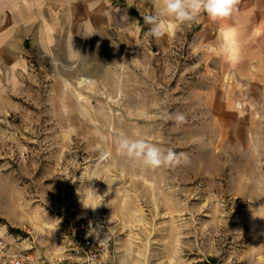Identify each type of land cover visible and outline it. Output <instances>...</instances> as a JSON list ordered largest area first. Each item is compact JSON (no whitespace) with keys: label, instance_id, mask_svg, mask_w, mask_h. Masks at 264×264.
Instances as JSON below:
<instances>
[{"label":"rangeland","instance_id":"obj_1","mask_svg":"<svg viewBox=\"0 0 264 264\" xmlns=\"http://www.w3.org/2000/svg\"><path fill=\"white\" fill-rule=\"evenodd\" d=\"M139 24L30 52L0 117V236L53 264L83 262L79 224L104 264H264V89L207 70L197 19L160 39ZM121 132L188 159L143 168Z\"/></svg>","mask_w":264,"mask_h":264},{"label":"crops","instance_id":"obj_2","mask_svg":"<svg viewBox=\"0 0 264 264\" xmlns=\"http://www.w3.org/2000/svg\"><path fill=\"white\" fill-rule=\"evenodd\" d=\"M151 13V0H0V117L18 107L13 94L31 51L51 52L56 44L68 50L71 40L103 37L110 28L114 40L135 41L139 19ZM197 20L192 47L205 57L207 70L264 89V0H239L224 20L206 14Z\"/></svg>","mask_w":264,"mask_h":264},{"label":"clouds","instance_id":"obj_3","mask_svg":"<svg viewBox=\"0 0 264 264\" xmlns=\"http://www.w3.org/2000/svg\"><path fill=\"white\" fill-rule=\"evenodd\" d=\"M151 3L154 14L143 17L148 25L146 36L160 39L170 29L191 23L204 14L212 21L227 19L233 15L239 0H151ZM169 19L173 23H166ZM167 118L172 119L170 115ZM175 122L177 125L186 122L185 115L176 113ZM115 145L120 155L146 169L175 168L188 159L185 153H177L143 138H132L124 132L119 134ZM121 264H127V261L122 259Z\"/></svg>","mask_w":264,"mask_h":264},{"label":"built area","instance_id":"obj_4","mask_svg":"<svg viewBox=\"0 0 264 264\" xmlns=\"http://www.w3.org/2000/svg\"><path fill=\"white\" fill-rule=\"evenodd\" d=\"M66 218L70 219V216ZM81 227L79 224V227L73 228L76 252L84 257L81 264H104L101 253L103 248L100 247V243L93 237L79 234V230L84 229ZM18 242H11L0 236V264H53L42 256L34 244L20 249Z\"/></svg>","mask_w":264,"mask_h":264}]
</instances>
